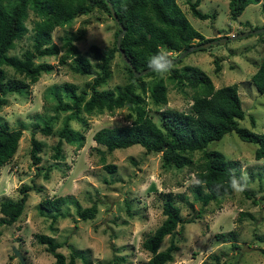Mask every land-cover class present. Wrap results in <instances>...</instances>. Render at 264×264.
I'll return each instance as SVG.
<instances>
[{
	"label": "rangeland",
	"instance_id": "obj_1",
	"mask_svg": "<svg viewBox=\"0 0 264 264\" xmlns=\"http://www.w3.org/2000/svg\"><path fill=\"white\" fill-rule=\"evenodd\" d=\"M177 2L190 24L204 38H231L251 31L247 29L249 27L261 28L264 24V12L258 3L248 5L237 20H232L228 0H202L199 9L215 13L216 16L214 20H200L192 16L187 0ZM37 18L30 10L26 20L28 32L10 50L11 55L21 57L26 49L31 48L32 28ZM246 22L248 26H245ZM81 27L85 29V39L77 46L96 68L99 61L93 57L90 46L94 44L102 50L112 48L117 26L111 15L95 10L76 17L65 27H56L52 32V42L60 46L63 36ZM263 51L264 33L234 37L205 50L192 51L175 63L174 67H199L212 79L214 88L235 84L245 111V118L239 120V125L256 133H264V96L250 78L261 61ZM170 54L175 58L180 53ZM57 57L35 59L53 64V70L42 74L35 84L29 85L25 94L8 93L7 104L0 106V125L10 130H22L16 153L0 170V203L18 199L19 188L23 184H32L33 181L37 186H43L40 192H29L18 222L10 226L0 224V264H21L14 257V248L28 264H56L45 245L39 242V234H53L55 241L65 243L59 251L67 259L69 246H72L85 252L91 264H104L117 255L125 256L123 264H145L150 253L142 248V242L164 219L161 195L166 193H171L180 207L183 223L177 227L181 232L177 241L179 249L169 264H214V256L219 257V264H264V160L255 159L256 145L242 141L232 131L207 146L221 151L228 160L237 162L240 171L237 179L246 187L243 192L233 190L220 202H211L205 207L193 200L190 190L195 182L193 168L199 163V152L193 154L192 169L188 166L164 168L161 166V153H146L140 145L106 152L105 147L93 140L94 132L101 127L131 124L135 115L130 114L126 107L115 109L112 113L104 111L89 115L82 112L80 115L85 120H72L70 125L84 134L83 146L78 149L75 145L63 142V159L54 160L53 147L69 112L58 113L59 118L54 122L50 135H43L39 131L42 123L56 114L52 93L60 89L64 95L62 85L65 82L74 84L79 91L92 79V76L73 72L69 62L59 65ZM215 61L220 65L218 72L215 70ZM109 68L110 76L104 88L114 89L135 82L118 52ZM4 69L7 80L21 78L12 68L5 66ZM139 77L147 88L159 77L165 81V105H153L147 90L142 93L136 89L144 96L145 112L154 121L159 120L158 111L163 108L186 111L192 104L195 90L188 85L172 83L168 74L162 76L155 72L151 76ZM250 116L254 118V125ZM36 123L38 128L35 129ZM32 134L43 144L41 162L37 165L43 168L41 170L32 164L29 156ZM50 164L54 167L48 179H45L43 171ZM106 164L113 165V171L107 170ZM58 194L67 198L61 210L66 217L58 218L53 223L55 230L52 231L51 218L39 213L38 204L43 197ZM187 202L192 203V207ZM93 203L97 205L95 217L85 221L79 219L77 210ZM199 212L200 216L196 217ZM230 231L234 234L227 240L216 237L217 234ZM169 240L170 236H167L159 250L165 249ZM76 264H81V261L78 259Z\"/></svg>",
	"mask_w": 264,
	"mask_h": 264
},
{
	"label": "trees",
	"instance_id": "obj_2",
	"mask_svg": "<svg viewBox=\"0 0 264 264\" xmlns=\"http://www.w3.org/2000/svg\"><path fill=\"white\" fill-rule=\"evenodd\" d=\"M187 1L192 16L200 20L215 19V13L210 14L199 9L202 0ZM228 1L229 15L232 20H237L244 9L252 3L260 4L264 12V0ZM108 2L112 4L119 22L126 29L121 39V48L137 71L147 69L149 57L160 51L182 53L194 43L196 45L214 39L204 38L190 24L177 0H0V106L7 104L8 93L25 94L29 85L35 84L42 74L53 70V64L35 61V59L58 56L59 65L69 62L73 72L92 76V79L86 82L84 89L79 91L74 84L65 82L62 85L64 95L60 89L52 93L55 100L53 109L56 114L44 121L39 131L43 135H50L54 122L59 118L58 113L69 112L58 131L59 139L53 147L54 160L63 159V142L75 145L78 149L83 146L84 134L70 125L72 120L82 122L85 120L80 115L82 112L89 115L104 111L112 113L115 109L126 107L130 114L135 115L131 124L101 127L94 132L93 140L105 147L106 152L140 145L146 153H161V166L164 168L188 166L192 169L193 154L199 152L201 154L199 163L193 168L195 182L190 186L193 200L201 203L202 207L211 202H220L233 192L231 179L233 176L237 178L240 173L239 165L237 166V162L228 160L221 151L209 149L207 146L234 131L242 141L256 145L255 159L264 160V133H256L239 125V120L245 118V111L241 106L236 85L214 88L212 79L197 66H184L180 69L174 67L168 73L169 81L188 85L195 91L188 110L163 108L158 111L157 122L145 112L143 106L145 98L136 89H140L142 93L147 90L148 98L153 105H165L167 90L163 78L159 77L147 88L144 82H140L141 77L134 76L131 68L123 61L135 82L117 86L114 89L104 88L110 76V62L114 59L115 53H119L116 37L121 29L114 20L117 31L113 47L102 50L97 45L90 46L93 57L99 61L96 68L77 46L85 39L83 27L74 32L69 31L63 36L60 46L52 42L54 29L71 24L78 16L90 14L95 10L111 15ZM30 10L38 17L33 23L32 46L26 49L21 57L11 55L10 50L28 32L26 20ZM245 26H248L247 22ZM247 29L253 30L257 27ZM195 38H199L200 41L196 42ZM177 62H174V65ZM5 66L12 68L21 78L7 80ZM215 70L217 72L220 70L217 61H215ZM153 74L155 72L150 71L145 76ZM250 78L258 92L264 96V51L256 71ZM250 120L254 125L252 116ZM34 126L35 129L38 128L37 123ZM21 136V129L10 130L7 126L0 125V170L16 153ZM30 144L29 156L32 164L37 166L41 162L40 152L43 144L34 137V134L30 138ZM52 167H54L53 164H50L43 171L45 179H48ZM105 168L113 171L114 166L106 164ZM37 169L43 168L37 166ZM42 189L43 186H37L33 181L32 184L20 186L18 199H8L0 203V224L10 226L18 222L24 212L29 192H40ZM161 197L164 219L142 242V248L150 253L145 264H169L173 262L174 253L179 249L177 241L181 232L177 230V227L183 224L181 209L171 193L162 194ZM66 203V196L61 194L43 197L39 202V213L51 218L52 231L55 230L53 223L60 217H66V214L61 211ZM187 204L190 207L193 205L189 202ZM96 213L95 203L77 210L78 218L84 221L93 219ZM199 216L200 212L196 217ZM230 232L217 234L216 237L227 240L234 234ZM167 236H170L168 246L159 250ZM37 237L39 242L45 245L46 251L55 258L56 264H76L78 259L81 264H91L85 252L76 250L72 246H69L70 252L67 259L59 251L65 243L55 241L53 234H39ZM213 259L216 260L214 264H219L218 256H214ZM125 260L124 255H117L104 264H123Z\"/></svg>",
	"mask_w": 264,
	"mask_h": 264
},
{
	"label": "water",
	"instance_id": "obj_3",
	"mask_svg": "<svg viewBox=\"0 0 264 264\" xmlns=\"http://www.w3.org/2000/svg\"><path fill=\"white\" fill-rule=\"evenodd\" d=\"M108 7L110 9L112 19L118 24L119 28L121 29V31L119 32V34L116 37V45H117V48L119 50V54H120L122 60L131 68V70L134 73V76L139 77V76L147 74L151 70L149 68H147V69H144V70H141V71H137L134 68V66L132 65V63L129 61V59L127 58V56H126L125 52L123 51V49L121 48V39L124 36V34L126 33V29L119 22L117 14L115 12V9H114V7L112 6V4L110 2H108ZM262 32H264V26L261 27V28H257V29L248 31V32L239 33L237 36H235V35L231 36V38L221 37V38L213 39V40H210V41L202 42L200 44H196V45H193V46L187 48L182 53H180L176 58H173V60H174V62H177L178 60L182 59L183 57H185L188 53H190L192 51H195V50H198V49H206V48H208V47H210L212 45H216L218 43H222V42H224V41H226L228 39H232L234 37H236V38L245 37V36H248V35H251V34H259V33H262ZM216 33L218 34V32H215V34ZM195 41L199 42V38H195ZM14 256L19 260V262L21 264H27L25 259H24V257L21 255V253L15 248H14Z\"/></svg>",
	"mask_w": 264,
	"mask_h": 264
},
{
	"label": "clouds",
	"instance_id": "obj_4",
	"mask_svg": "<svg viewBox=\"0 0 264 264\" xmlns=\"http://www.w3.org/2000/svg\"><path fill=\"white\" fill-rule=\"evenodd\" d=\"M148 68L151 71L161 74L163 76L173 70L174 60L171 58L170 53L160 51L157 54H154L151 57H149ZM245 187L246 184H241V182L235 176H233V178L231 179V188L235 192L237 193L243 192L245 190Z\"/></svg>",
	"mask_w": 264,
	"mask_h": 264
}]
</instances>
